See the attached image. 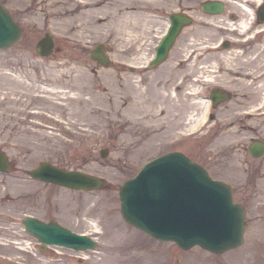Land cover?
Returning a JSON list of instances; mask_svg holds the SVG:
<instances>
[{
	"label": "rangeland",
	"instance_id": "rangeland-1",
	"mask_svg": "<svg viewBox=\"0 0 264 264\" xmlns=\"http://www.w3.org/2000/svg\"><path fill=\"white\" fill-rule=\"evenodd\" d=\"M1 1L24 33L11 47L0 49V146L16 165L12 172L0 173V264H143L138 258L122 260L119 250L106 254V247L114 244L111 236L116 239L113 234L119 228L131 233L139 255L157 253L163 259V252L169 251L168 264H234L243 251L252 255L250 264H264V156L253 158L249 152L253 139L264 141V84L254 74L264 64V31L238 27L241 18L249 21L252 17L246 8L241 14L240 5L256 8L261 0H224L225 11L212 22L205 20L201 8L206 0H162L144 12L150 19L132 26L133 32L129 28L122 36L88 37L84 42L60 33L56 23L66 15L64 19L53 17L54 12L67 11L78 0ZM173 12L192 15L195 25L190 27L201 26V32H186L188 27L181 32L196 36L192 46L197 51L201 45L222 39L231 43L203 58V67L197 72L200 78L194 83L178 82L190 76H186L188 69L178 71L177 62L168 64L174 58L153 68L144 66ZM48 32L54 37L55 50L43 57L36 42ZM182 37L178 46L191 40L184 37L181 42ZM100 43L107 46L109 66L91 56ZM77 67L85 71L80 77ZM68 79L72 80L69 84ZM52 87L63 90L62 98L55 96ZM218 87L227 89L230 97L218 103L213 120L197 137H185L180 145L214 178L232 186L235 201L246 207L245 241L220 254L200 247L184 250L174 242L159 244L152 238L151 242L124 220L120 186L153 156L175 147L168 144L172 135L195 126L199 117L202 120L205 107L199 112L193 101H206ZM193 88L200 91L189 94ZM139 90L144 96H136ZM127 94L130 97L125 98ZM120 95L129 107L124 125L114 112ZM105 148L109 153L102 157ZM42 161L102 176L106 186L76 190L33 180L28 170ZM13 213L19 218L10 219ZM29 213L96 236L97 248L80 253L48 246L43 251L21 224Z\"/></svg>",
	"mask_w": 264,
	"mask_h": 264
},
{
	"label": "water",
	"instance_id": "water-1",
	"mask_svg": "<svg viewBox=\"0 0 264 264\" xmlns=\"http://www.w3.org/2000/svg\"><path fill=\"white\" fill-rule=\"evenodd\" d=\"M203 9L210 13H220L224 10V4L219 1H208L204 3ZM172 21L174 26L170 34L158 47V62L166 58L182 26L191 23L192 19L185 14H173ZM21 36L22 29L20 25L0 1V48L11 46ZM53 49V37L50 33H47L38 41L37 50L42 55L49 56ZM104 50V44H99L93 50L92 57L97 58L105 65H109L110 60L104 56ZM213 97L215 100H222L227 98V94L214 92ZM107 153L108 150H105L102 155L106 156ZM251 153L256 157L262 156L264 154V143H253ZM170 156L161 157L148 164L136 178L127 180L121 186L122 214L125 219L152 236L161 240H174L185 249L199 244L205 249L220 253L241 245L244 241L246 229L245 209L241 204L233 202L229 185L212 179L203 168L184 157L181 153L170 154ZM9 167L10 164L6 154L0 149V171H5ZM171 171L176 176V179H172L174 187L182 189L195 188L196 183L199 182L201 185L203 183L205 189H209L210 194L205 192L200 194L191 192L188 194L193 198L195 196L199 201V205H202L199 206L201 212L205 211L200 219L201 223L181 229L173 224L175 216H172L169 221L161 223L160 219L154 215L153 207L164 200V193L168 184L166 177ZM30 173L35 178L76 189H94L104 184L103 179L100 177L79 171L66 170L46 161ZM208 199L211 206H204L205 203H208ZM27 227L32 234L47 243H60L77 249L94 246L95 244L86 236L64 232L63 228L54 222L40 224L37 219L28 218Z\"/></svg>",
	"mask_w": 264,
	"mask_h": 264
},
{
	"label": "bare ground",
	"instance_id": "bare-ground-1",
	"mask_svg": "<svg viewBox=\"0 0 264 264\" xmlns=\"http://www.w3.org/2000/svg\"><path fill=\"white\" fill-rule=\"evenodd\" d=\"M239 2V1H238ZM163 3L162 0H78L76 4L72 5L70 9L67 11L61 10L54 12L53 17L60 16L61 19H64L63 16L66 15V18L62 21H59V23H56L57 26L60 28V33L65 34L66 36L79 38L83 42L88 40V37L97 38L101 35H114V33H118L120 36L124 35L125 33H129L128 30L132 26L135 27L137 25H142L146 20L148 21L150 18L144 17V12H146L148 9L152 8L153 6ZM241 4V3H239ZM243 4H241V14L244 8L250 9L249 6L245 5L242 7ZM197 7V5H196ZM197 10V8H195ZM70 12V13H68ZM195 13L197 11H194ZM246 13L247 10H245ZM251 15V14H249ZM221 15H204V18L208 22H212L213 20H218V18ZM243 17V16H242ZM55 24V22H54ZM232 25V24H231ZM238 27L241 31H245L248 28V20L241 18ZM132 32H133V28ZM198 32L202 31L201 26L198 28H191L188 29V32ZM143 32V31H142ZM135 33V32H134ZM77 76L80 77L82 74L85 73L84 70L77 67ZM253 74V72L251 73ZM254 74L256 75V78L261 80L264 84V64L257 67V69L254 71ZM250 75V73H249ZM68 79V84L70 83ZM61 82V80L59 81ZM139 87V86H138ZM57 98H62L61 93H64L63 90H57L55 87H52L50 89ZM50 91V93H51ZM137 91V89H136ZM48 92V91H46ZM61 92V93H60ZM139 94L136 95L138 97H142L143 91L139 90ZM130 97V95L124 96L125 98ZM210 100H196L193 102L195 103V107L199 112L202 111V107L204 105L205 109L206 106H209ZM133 109H136L137 104L131 105ZM139 106V105H138ZM114 112L117 113V117L121 119V125H124L127 122V112L129 110V107L127 108L126 104L123 102V97L120 95L119 99L117 100L115 106H114ZM138 110V108H137ZM136 113V112H135ZM197 113V112H196ZM201 117H199L200 119ZM196 122L198 121L195 120ZM96 230H98V226L95 225ZM102 228V227H101ZM118 229V228H117ZM125 229H120L113 234L114 236H117L116 239H113L111 236V240H114V244H109L106 247V254L108 255V251L113 250H119V254L122 260H129V258H138L139 260H142L143 264H151V262H154V264H158V262L162 261V258H159V255L157 253L153 254H144L139 255V251H135L133 248V244L131 243L132 235L128 231H122ZM100 232H103V230ZM95 250V249H90ZM83 251H80L82 253ZM243 254L238 258L235 259L234 264H241V262H244L243 264H250L252 255H248L249 252H242ZM89 256V255H87ZM159 258V259H158ZM243 259L240 261V259ZM155 259V260H154ZM156 261V262H155Z\"/></svg>",
	"mask_w": 264,
	"mask_h": 264
},
{
	"label": "flooded vegetation",
	"instance_id": "flooded-vegetation-1",
	"mask_svg": "<svg viewBox=\"0 0 264 264\" xmlns=\"http://www.w3.org/2000/svg\"><path fill=\"white\" fill-rule=\"evenodd\" d=\"M193 25H195V22H193L191 26H193ZM192 28H194V27H192ZM181 37H182L181 42L183 41L184 37H186V38L190 37L191 40L187 41L186 45H182V46L179 45L178 46L177 45V40L179 38H181ZM195 39H196V36H194V35H191V34L190 35H187V34H185V35L182 34L181 35L180 34L178 36V38L176 39L174 45L170 49L169 53H168L167 59L174 58L173 60H170V62H168V64L172 65L173 63L177 62L178 66H179L178 67V71H181L183 69H188L186 76L189 75L190 77H181L180 80H178V82H180V81H186V82H189V81L193 82L194 81L195 82V80H199L200 77H197V72H199L198 69L200 67H203V63H202L203 62V58H207L209 54H212L210 52L209 53L208 52H206V53L203 52L202 49H203L204 46H202V45L200 46L199 51H197V49L192 46L193 41ZM181 48L182 49L184 48V50L187 49L186 52L181 51L180 50ZM154 51H155V49L152 50V53L147 58L148 59L147 62H149V59L152 58V55L154 54ZM177 73L178 72H174L173 71L171 74H175V76L178 77ZM194 73H196V76H194ZM178 82H176V83H178ZM193 90H195V89L193 88L191 91H189V93L192 92ZM183 148H184L183 145L176 144L175 147H172V148L169 149V152L182 151V152L186 153L191 159H193L195 161H198L197 159L194 158V156L192 155V153L190 151H185V150H183ZM13 215H14V213L12 215H10V219L11 218H13V219H18L19 218V216H13ZM14 223H19V222L14 221ZM22 223H23V218H21V224ZM168 256H169L168 252L165 255H163V259L161 261V264H165V263L168 264V259H167Z\"/></svg>",
	"mask_w": 264,
	"mask_h": 264
}]
</instances>
